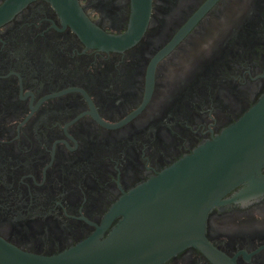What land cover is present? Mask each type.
<instances>
[{"label": "flooded vegetation", "instance_id": "obj_1", "mask_svg": "<svg viewBox=\"0 0 264 264\" xmlns=\"http://www.w3.org/2000/svg\"><path fill=\"white\" fill-rule=\"evenodd\" d=\"M134 1L0 0V235L25 250L92 235L122 196L264 94V0H152L145 32L123 49L75 30L79 6L124 33ZM207 236L229 264H264V194L215 207ZM163 264L215 263L188 247Z\"/></svg>", "mask_w": 264, "mask_h": 264}, {"label": "water", "instance_id": "obj_2", "mask_svg": "<svg viewBox=\"0 0 264 264\" xmlns=\"http://www.w3.org/2000/svg\"><path fill=\"white\" fill-rule=\"evenodd\" d=\"M151 9L152 0H135L129 28L121 34L93 24L79 6L71 14L88 45L123 49L143 35ZM263 167L264 94L212 140L122 196L92 235L51 254L25 250L0 235V264H163L188 247L200 249L215 264H229L232 258L207 236L208 217L217 206L263 195Z\"/></svg>", "mask_w": 264, "mask_h": 264}, {"label": "rangeland", "instance_id": "obj_3", "mask_svg": "<svg viewBox=\"0 0 264 264\" xmlns=\"http://www.w3.org/2000/svg\"><path fill=\"white\" fill-rule=\"evenodd\" d=\"M255 34V26L251 25L241 34V41L243 42V44L249 46L251 42H253Z\"/></svg>", "mask_w": 264, "mask_h": 264}]
</instances>
